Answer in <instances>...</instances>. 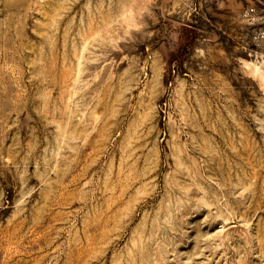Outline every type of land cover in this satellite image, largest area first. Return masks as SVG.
Instances as JSON below:
<instances>
[{
	"label": "rangeland",
	"instance_id": "rangeland-1",
	"mask_svg": "<svg viewBox=\"0 0 264 264\" xmlns=\"http://www.w3.org/2000/svg\"><path fill=\"white\" fill-rule=\"evenodd\" d=\"M250 2L0 0V264H264Z\"/></svg>",
	"mask_w": 264,
	"mask_h": 264
},
{
	"label": "built area",
	"instance_id": "built-area-1",
	"mask_svg": "<svg viewBox=\"0 0 264 264\" xmlns=\"http://www.w3.org/2000/svg\"><path fill=\"white\" fill-rule=\"evenodd\" d=\"M240 17L249 29L251 41L257 46L264 47V2L251 0L242 8Z\"/></svg>",
	"mask_w": 264,
	"mask_h": 264
},
{
	"label": "bare ground",
	"instance_id": "bare-ground-1",
	"mask_svg": "<svg viewBox=\"0 0 264 264\" xmlns=\"http://www.w3.org/2000/svg\"><path fill=\"white\" fill-rule=\"evenodd\" d=\"M255 69H256L257 71L260 70L259 67H256Z\"/></svg>",
	"mask_w": 264,
	"mask_h": 264
},
{
	"label": "crops",
	"instance_id": "crops-1",
	"mask_svg": "<svg viewBox=\"0 0 264 264\" xmlns=\"http://www.w3.org/2000/svg\"><path fill=\"white\" fill-rule=\"evenodd\" d=\"M262 2H264V0H261Z\"/></svg>",
	"mask_w": 264,
	"mask_h": 264
}]
</instances>
